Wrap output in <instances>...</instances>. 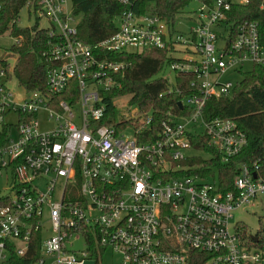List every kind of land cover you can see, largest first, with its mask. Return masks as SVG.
Instances as JSON below:
<instances>
[{"label":"built area","instance_id":"1","mask_svg":"<svg viewBox=\"0 0 264 264\" xmlns=\"http://www.w3.org/2000/svg\"><path fill=\"white\" fill-rule=\"evenodd\" d=\"M120 1L126 7L116 30L94 47L75 38L68 0L25 2L49 22L47 35L57 36L47 52L55 65L42 89L21 86L26 93L21 101L12 98L5 86L11 75L0 67V176L5 173L8 187L3 194L8 201L0 205V263L7 259L9 242L22 256L31 234L40 231L36 264H93L86 231L97 250L117 253L119 264H186L189 251L211 254L209 264H264L256 245L240 239L229 223L232 210L257 195L264 198V176L239 164L234 190L224 193L204 178L168 176L171 162L192 150L191 133L205 135L223 162L245 145L244 133L231 119L204 118L203 107L230 91L232 84L220 80L225 72L264 61L256 22L232 26L225 17L232 4L248 0H191L197 3L196 24L183 35ZM169 45L168 54L179 59L167 64L169 71L196 75L198 92L184 101L190 111L169 116L150 143L137 142L149 120L138 111L118 120L132 124H99L102 94L122 64L92 48L116 53ZM62 93L66 99H57ZM9 115L15 124L6 120ZM127 128L131 138L123 135ZM74 234L83 243L76 251L67 247Z\"/></svg>","mask_w":264,"mask_h":264},{"label":"trees","instance_id":"2","mask_svg":"<svg viewBox=\"0 0 264 264\" xmlns=\"http://www.w3.org/2000/svg\"><path fill=\"white\" fill-rule=\"evenodd\" d=\"M26 1L0 0V32L8 28L12 39L17 40L6 48L8 55L14 57V64L10 67L9 63L0 57V67L6 70L7 76L13 75L20 86L37 90L44 87L45 74L55 65L47 52L51 43L57 40V36L49 37L45 28H38L35 24L27 27L16 24L17 14L26 6ZM128 1L130 3L128 8L133 13L155 15L166 24L169 31H173L176 19L188 12L187 7L191 0ZM69 4L71 15L79 16L75 23V38L90 47H94L116 30L117 17L126 7L120 0H69ZM26 7L29 12H34L30 5ZM225 15L232 26L245 20L255 21L260 40L264 43V0L232 4ZM92 49L95 55L122 64V70L114 75L113 85L102 94L104 114L98 121L99 124H132L131 120L118 121L124 114L113 102L115 98L128 95L127 104L143 113L144 119L149 117L137 142L150 143L159 137L162 123L169 116L177 117L190 111L184 101L188 96L198 92L195 73L173 72L172 83L165 77L156 76L164 66L167 67L170 62L179 60L168 54L172 50L170 45L169 48L149 47L141 51L116 53ZM235 71L240 73L239 81L232 84L227 94L208 99L203 107V117L231 119L244 133L245 145L237 155L223 162L219 159L217 150L208 144L205 135L191 133L189 142L192 150L207 156L191 154L182 160L172 161L171 167L174 169L169 171L168 176L204 178L220 193L234 190L233 180L238 174L239 164H245L256 176H264V61L252 64L248 71L241 69ZM70 88L73 93V81L70 82ZM56 98L66 99V96L62 93ZM133 125H136V122ZM7 201V195L0 194V205ZM235 227L240 239L249 244L253 243L244 224L236 222ZM84 234L93 264H102L98 256L101 250H97V246L86 231ZM42 237L40 231L32 233L27 250L22 256L15 254L13 243L9 242L5 262L36 264L40 257ZM255 245L260 247L261 241H257ZM211 258L209 253L189 251L186 264H209Z\"/></svg>","mask_w":264,"mask_h":264},{"label":"rangeland","instance_id":"3","mask_svg":"<svg viewBox=\"0 0 264 264\" xmlns=\"http://www.w3.org/2000/svg\"><path fill=\"white\" fill-rule=\"evenodd\" d=\"M69 2V0H68ZM70 7V4L69 6ZM197 8V3L195 1H190L186 13H183L176 19L174 24V30L180 34H186L190 28L194 27L196 24V15L193 12ZM79 20V16L73 17V21L70 23L74 25ZM16 24L20 27H27L36 25L38 28H46L49 26V22L44 17H38V14L32 11H28L27 7L24 6L17 14L16 17ZM12 42V36H2L0 37V57L5 59L9 66L12 67L14 64V57L8 55L6 52V48ZM134 52V51H133ZM178 55V53H175ZM251 67V64L245 63L243 64L241 70L248 71ZM156 76L165 77L168 79L169 83L173 82V73L169 71V69L164 66V68L159 72ZM240 79V73L238 71H227L225 72L220 80L221 81H228L231 84H235ZM6 88L12 94V98L15 101H21L25 98V91L23 88L18 84L15 77L12 75L10 79L5 84ZM128 95L121 96L115 98L113 100L116 107L123 108L122 110L119 109L121 113H124L127 117H134L136 113V108L134 106H130L127 104ZM124 111V112H123ZM141 113V112H140ZM124 115V116H125ZM7 121L11 124H15L16 120L13 115H9L5 117ZM42 128H45L42 127ZM124 136L131 138L132 137V130L127 128L124 130ZM187 155L190 154H199L202 157H206L207 155L204 153H197L193 150L185 151ZM8 192L7 181L5 179V173L2 172L0 176V194H6ZM236 222H240L245 225L247 233H253L256 230H262V239L260 247H255L256 250L260 251L263 255L264 259V198L260 195H257L251 201L241 204L239 207L235 208L231 211V218L229 219L230 224H235ZM44 227H48L47 221L44 224ZM71 245H67L68 248L71 250H80L83 248V243L81 237L78 234H74L71 239ZM100 262L102 264H119L120 256L112 252L111 250L107 249L100 252ZM2 264H8L7 262H3Z\"/></svg>","mask_w":264,"mask_h":264},{"label":"flooded vegetation","instance_id":"4","mask_svg":"<svg viewBox=\"0 0 264 264\" xmlns=\"http://www.w3.org/2000/svg\"><path fill=\"white\" fill-rule=\"evenodd\" d=\"M262 230H256V231H254L253 233H247V234H251V235H253L254 237H256V239L258 240V241H261V239H262Z\"/></svg>","mask_w":264,"mask_h":264},{"label":"water","instance_id":"5","mask_svg":"<svg viewBox=\"0 0 264 264\" xmlns=\"http://www.w3.org/2000/svg\"><path fill=\"white\" fill-rule=\"evenodd\" d=\"M249 239L255 244L258 240L251 234H248ZM84 264H92L90 261H85Z\"/></svg>","mask_w":264,"mask_h":264}]
</instances>
